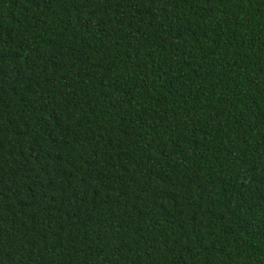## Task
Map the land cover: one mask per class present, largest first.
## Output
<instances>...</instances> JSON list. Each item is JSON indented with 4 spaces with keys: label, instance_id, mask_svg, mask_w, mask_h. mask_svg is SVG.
I'll return each instance as SVG.
<instances>
[{
    "label": "trees",
    "instance_id": "1",
    "mask_svg": "<svg viewBox=\"0 0 264 264\" xmlns=\"http://www.w3.org/2000/svg\"><path fill=\"white\" fill-rule=\"evenodd\" d=\"M0 264H264V0H0Z\"/></svg>",
    "mask_w": 264,
    "mask_h": 264
}]
</instances>
